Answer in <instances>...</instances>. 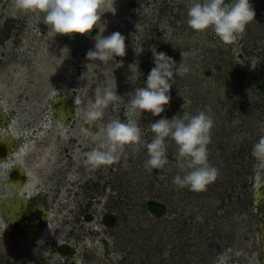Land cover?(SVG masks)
<instances>
[{
    "label": "rangeland",
    "instance_id": "rangeland-1",
    "mask_svg": "<svg viewBox=\"0 0 264 264\" xmlns=\"http://www.w3.org/2000/svg\"><path fill=\"white\" fill-rule=\"evenodd\" d=\"M14 3L0 0V138L16 134L21 157L0 156V195L11 165L35 162L23 208L42 206L46 214L43 223L20 214L0 223V264H264V159L252 155L264 135V0H250L254 19L231 44L188 26L191 0H115V9H101L99 31L56 35ZM104 25L102 35L125 36L126 53L93 62L86 52ZM152 45L177 62L182 53L190 69L176 76L160 116L182 113L185 102V111L213 117L207 147L217 175L202 191L172 183L179 169L170 138L168 164L151 171L142 144L126 145L119 161L99 167L84 156L113 118L136 119L142 139L151 141V122L160 116L129 114L124 102H114L89 124L82 109L97 88L127 98L143 86ZM67 92L74 110L51 101ZM153 204L164 213L155 214ZM63 240L75 246L72 255L65 249L56 256Z\"/></svg>",
    "mask_w": 264,
    "mask_h": 264
},
{
    "label": "clouds",
    "instance_id": "clouds-1",
    "mask_svg": "<svg viewBox=\"0 0 264 264\" xmlns=\"http://www.w3.org/2000/svg\"><path fill=\"white\" fill-rule=\"evenodd\" d=\"M115 0H15L14 7L20 12H31L56 34H90L101 20L102 8H114ZM255 11L250 0H191L187 8V24L197 32L211 29L215 37L224 44H231L241 37L247 24L254 19ZM98 29V28H97ZM95 35V43L86 52V58L93 62H108L126 53L125 36L119 31L108 35ZM99 31V29H98ZM153 67L149 70L144 85L134 87L126 97L118 94L116 88H97L94 98L82 109L83 119L91 124L100 121L110 105L124 102L129 114L140 117L151 114L160 116L171 100V88L177 75L189 72L182 60L177 62L164 51L152 45ZM122 61H120V65ZM118 68V67H117ZM188 105H181L182 113L172 117L160 116L151 122L154 133L150 142L142 139V130L136 119L113 118L103 123L99 135L94 139L97 146L84 153L88 163L99 167L119 161L126 145H143L147 150L145 168L148 171L163 168L169 162L167 140L176 145L175 161L179 172L172 183L202 191L217 175V169L208 159V144L213 117L200 110L195 114L185 111ZM252 155L264 159V135L253 145Z\"/></svg>",
    "mask_w": 264,
    "mask_h": 264
},
{
    "label": "bare ground",
    "instance_id": "bare-ground-1",
    "mask_svg": "<svg viewBox=\"0 0 264 264\" xmlns=\"http://www.w3.org/2000/svg\"><path fill=\"white\" fill-rule=\"evenodd\" d=\"M51 101L57 104V103H60L61 100L59 98H55L54 96H51ZM54 112L59 113V110L54 111ZM59 115L61 114L59 113ZM16 137H17L16 134L10 132L7 135L3 136L2 139L0 138V142L5 144L8 148V153H7L8 156L11 155L14 157H21L19 153H15L14 143L16 141ZM18 163L11 165V167L8 168L7 172H9L13 166L17 167V169L19 170L20 176H25L24 184L26 185H21V183L18 180L17 181L12 180L11 177L7 176L8 175L7 172L6 174H4V181L6 182L5 185L7 188V193L4 191L2 193L4 197L0 196V206H1L0 207V223L2 224V226H4V224L7 221L8 222L10 220L13 221L14 220L13 218L18 217V215L23 212V206L26 205L28 200L25 198L23 199L22 193L24 195L28 194L30 196V193L26 190V188L28 185H30L29 182L33 180L35 177L34 176V172L36 168L35 162H32L30 165H26L24 164V161L20 160ZM1 187L3 186H1L0 184V189ZM8 200H11V201L8 202ZM12 202H14V204H12ZM9 207L10 209L13 208V212L10 209H8ZM6 208L8 210L7 212H6Z\"/></svg>",
    "mask_w": 264,
    "mask_h": 264
},
{
    "label": "flooded vegetation",
    "instance_id": "flooded-vegetation-1",
    "mask_svg": "<svg viewBox=\"0 0 264 264\" xmlns=\"http://www.w3.org/2000/svg\"><path fill=\"white\" fill-rule=\"evenodd\" d=\"M8 41V39H6L3 43H1V44H4L5 45V42H7ZM67 43V42H66ZM75 96H74V94H70L69 92H67L66 93V95H64L60 100V103H54L53 102V104H55V105H61V104H65V105H68V104H70L71 105V100H73V98H74ZM69 107H71L72 108V110H74V106L73 105H71V106H69ZM57 111V110H56ZM57 113V112H56ZM69 117V116H68ZM3 137V136H2ZM2 137H1V139H2ZM8 148H7V146L5 145V144H3V143H1L0 142V156H1V158H2V156H5V158H7L8 157ZM1 154H4V155H1ZM0 160H3V159H0ZM14 173H16L17 174V177L19 178H24V181H25V176H20V174H19V170L17 169V167H15L14 166V168H11V170L9 171V172H7V176L8 177H11V179L12 180H15V178H13L12 177V175L14 174ZM4 178V177H3ZM23 181V182H24ZM1 196V195H0ZM2 196H3V194H2ZM25 196H27V195H25ZM4 197V196H3ZM23 207H25V208H27L28 206L27 205H25V206H23ZM29 212V213H28ZM46 214V211H45V209L42 207V206H37V207H35V208H33V209H31V210H24V208H23V213H21L20 215H21V219H23L24 218V220H27V221H33V220H36V222H40V223H43L44 222V215ZM16 221H18V219L16 220ZM43 221V222H42ZM67 250L68 249V252H66V254H64V256H66V255H72L76 250H75V246L73 245V244H71V243H69V242H66V241H62V242H60L59 243V246H58V249H57V252L55 253L56 254V256L58 255V253H60V254H63V253H65L64 252V250ZM73 261V263H75V261L74 260H72ZM65 262H63V264H64Z\"/></svg>",
    "mask_w": 264,
    "mask_h": 264
},
{
    "label": "trees",
    "instance_id": "trees-1",
    "mask_svg": "<svg viewBox=\"0 0 264 264\" xmlns=\"http://www.w3.org/2000/svg\"><path fill=\"white\" fill-rule=\"evenodd\" d=\"M153 212L157 215H162L164 213V208L160 205L153 204L152 205Z\"/></svg>",
    "mask_w": 264,
    "mask_h": 264
}]
</instances>
